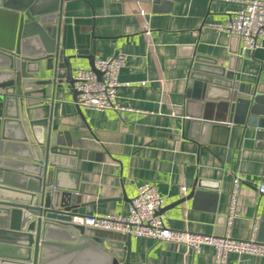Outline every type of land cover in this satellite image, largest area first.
<instances>
[{
	"label": "crops",
	"instance_id": "crops-1",
	"mask_svg": "<svg viewBox=\"0 0 264 264\" xmlns=\"http://www.w3.org/2000/svg\"><path fill=\"white\" fill-rule=\"evenodd\" d=\"M243 1L64 3L60 46L75 56L73 72L79 64L92 68L89 56L94 63L97 57L128 55L117 96L124 110L80 109L70 84L53 104L54 130L62 138L67 133L78 150L80 170L68 171L65 184L77 186L80 214H128L139 186L153 182L165 200L160 213L171 227L222 235L228 228L234 180L241 176L239 215L230 233L248 239L258 220V239L264 242V194L258 189L264 183V138L233 122H222L230 128L203 138L192 125L226 117L223 93L212 91L216 101L205 107L207 101L189 95L196 58L204 70L223 69L246 83L259 77L264 81V44L244 53L240 38L218 28L244 7ZM214 256L210 245L195 253L180 243L132 237V261L142 264H214ZM225 264H264V257L232 252Z\"/></svg>",
	"mask_w": 264,
	"mask_h": 264
},
{
	"label": "water",
	"instance_id": "water-1",
	"mask_svg": "<svg viewBox=\"0 0 264 264\" xmlns=\"http://www.w3.org/2000/svg\"><path fill=\"white\" fill-rule=\"evenodd\" d=\"M66 1L0 0V264H142L132 261L131 234L70 223L83 204L65 175L78 173L80 161L70 136L54 130L52 112L66 84L78 95L75 56L60 46ZM197 62L189 74L190 97L207 101L205 107L216 101L210 93L220 90L226 117L192 128L205 138L233 122L264 138L261 77L246 83Z\"/></svg>",
	"mask_w": 264,
	"mask_h": 264
},
{
	"label": "built area",
	"instance_id": "built-area-1",
	"mask_svg": "<svg viewBox=\"0 0 264 264\" xmlns=\"http://www.w3.org/2000/svg\"><path fill=\"white\" fill-rule=\"evenodd\" d=\"M244 7L231 12L225 25L218 28L228 35L238 36L242 41L241 50L245 53L264 44V0H244ZM128 55L119 52L109 57H97L95 69L77 65L73 72L74 88L77 90V103L85 109L104 111L124 110L117 101L118 90L122 85L119 75L127 65ZM101 72V76L97 72ZM242 177L237 176L231 191L228 213V228L222 235L202 234L190 230L171 227L159 211L165 207L164 197L153 182H144L132 199L128 214H104L73 216L70 223L100 229L129 233L134 237H150L158 241L180 243L195 253L204 246L215 249L214 264H225L232 252L264 257V242L258 239L259 221L256 220L250 238L236 239L230 233V225L239 215L237 205L242 187ZM264 194V183L259 185Z\"/></svg>",
	"mask_w": 264,
	"mask_h": 264
}]
</instances>
